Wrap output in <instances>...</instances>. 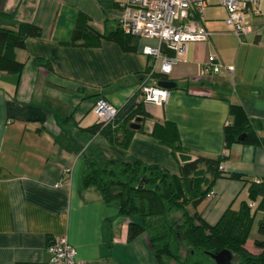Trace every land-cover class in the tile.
<instances>
[{
    "label": "crops",
    "instance_id": "0c3cea01",
    "mask_svg": "<svg viewBox=\"0 0 264 264\" xmlns=\"http://www.w3.org/2000/svg\"><path fill=\"white\" fill-rule=\"evenodd\" d=\"M214 1L196 20L208 40L189 43L168 75L176 85L168 102L144 104L140 130L129 132L121 118L106 135L89 130L100 123L95 103L104 98L118 109L134 98L142 103V84L160 83L149 74L154 59L144 49L159 41L136 37L134 52L109 40L73 44L81 15L103 35L121 28L116 0H0V29H41L16 52L23 72L0 71V264H52L48 245L63 237L76 250L77 264H159L146 235L129 240V225L141 219L123 216L97 191L83 188L89 163L142 161L179 175L184 157L224 155L231 105L245 109L264 140V0L258 16L248 15L253 31L243 40L227 25L226 8ZM211 56L233 67V75L206 77ZM227 155L225 171L248 182H214V197L196 210L211 226L228 209L250 202L251 183L264 181V145L235 144Z\"/></svg>",
    "mask_w": 264,
    "mask_h": 264
},
{
    "label": "trees",
    "instance_id": "16d2710c",
    "mask_svg": "<svg viewBox=\"0 0 264 264\" xmlns=\"http://www.w3.org/2000/svg\"><path fill=\"white\" fill-rule=\"evenodd\" d=\"M40 35L41 29L30 24H21L17 31L0 29V71L21 74L25 65L17 59L16 52L26 48L29 38ZM136 37L126 34L122 28L103 35L89 25L88 17L81 15L72 43L93 46L99 45L102 40H109L118 43L125 52H134L133 40ZM162 52L175 55L164 47ZM149 74L160 83L168 82V75L151 74V69ZM144 104V101L137 103L134 98L119 109L113 123L105 126L100 122L89 130L93 134L101 132L107 135L122 118L127 121L128 131L133 133L131 125L138 119H142V122L147 119ZM230 117L233 122L224 130L225 153L222 157H184L179 175L142 161L116 165L96 159L89 163L82 186L97 191L104 203L117 205L123 216L141 219L142 222L133 220L129 225V240L146 235L159 264H215L210 254L224 250L240 254L243 259L241 264H264V241L255 240L253 243L261 251L260 255H254L246 248L253 224L251 203L242 202L238 211L228 209L214 226L209 225L196 211L212 192L216 180L229 178L248 182L245 175L220 169L228 161L227 153L233 145H264V140L252 127L242 106L231 105ZM249 201H259L258 209L263 218L259 221L258 232L264 237V181L251 183ZM190 208L195 209L194 214L189 212ZM184 248L191 249L186 257L183 256Z\"/></svg>",
    "mask_w": 264,
    "mask_h": 264
},
{
    "label": "built area",
    "instance_id": "2783aa9c",
    "mask_svg": "<svg viewBox=\"0 0 264 264\" xmlns=\"http://www.w3.org/2000/svg\"><path fill=\"white\" fill-rule=\"evenodd\" d=\"M210 0H116L117 6L122 11L120 26L126 34L146 39H156L159 47H146L144 54L154 59L151 74L160 73L169 75L187 52L189 43L205 42L209 33L196 22L202 17ZM228 12L227 25L241 40L253 31L252 25L247 20L249 14L258 16L259 0H219ZM162 47L167 48L175 55L170 56L162 52ZM227 72L233 75L234 68L222 66L217 63L214 56L208 58L204 65V75L210 77ZM140 94L144 103L164 105L170 98V90L157 85L143 83ZM94 114L105 126L116 120L119 109L110 104L106 99L100 98L94 105ZM221 170H225L224 165ZM210 192L208 198L214 197ZM252 208L255 204L250 205ZM51 254L52 264H77L76 250L68 239L53 238L47 248Z\"/></svg>",
    "mask_w": 264,
    "mask_h": 264
},
{
    "label": "rangeland",
    "instance_id": "374dc122",
    "mask_svg": "<svg viewBox=\"0 0 264 264\" xmlns=\"http://www.w3.org/2000/svg\"><path fill=\"white\" fill-rule=\"evenodd\" d=\"M102 1L104 3H108V4L110 3V5H111L112 3H114L115 0H102ZM214 2H215L214 0H210L209 1L210 5H212V3H214ZM216 5H218V4H215V6H212V7L217 8ZM249 203H251V204L254 203L255 207L251 209V216H252V219H253V224H252V227H251V230H250L249 240H248V243H247L248 246L246 245V248L251 253H253L254 255H260L261 251L256 249L253 243H254L255 240L264 241V237L261 236L259 234V232H258V230H259V225L258 224H259V221L263 218V214L258 209L259 201H251ZM189 212L191 214H194L195 209L194 208H190ZM190 252H191L190 248H184L183 249V256L186 257ZM234 255H235L234 264H241V262L243 260L242 256L240 254H238L237 252H234Z\"/></svg>",
    "mask_w": 264,
    "mask_h": 264
},
{
    "label": "water",
    "instance_id": "95a60500",
    "mask_svg": "<svg viewBox=\"0 0 264 264\" xmlns=\"http://www.w3.org/2000/svg\"><path fill=\"white\" fill-rule=\"evenodd\" d=\"M159 87L171 90L175 88L176 85L175 83L168 81L159 83ZM141 122L142 119H138L136 123L131 125V128L133 130H140ZM210 257L215 262V264H234L235 260V255L229 250H224L217 254H210Z\"/></svg>",
    "mask_w": 264,
    "mask_h": 264
}]
</instances>
